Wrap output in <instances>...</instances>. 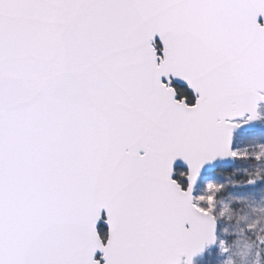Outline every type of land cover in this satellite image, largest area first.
I'll return each mask as SVG.
<instances>
[{
  "label": "snow or ice",
  "instance_id": "1",
  "mask_svg": "<svg viewBox=\"0 0 264 264\" xmlns=\"http://www.w3.org/2000/svg\"><path fill=\"white\" fill-rule=\"evenodd\" d=\"M253 141L264 0H0V264H264Z\"/></svg>",
  "mask_w": 264,
  "mask_h": 264
},
{
  "label": "rangeland",
  "instance_id": "2",
  "mask_svg": "<svg viewBox=\"0 0 264 264\" xmlns=\"http://www.w3.org/2000/svg\"><path fill=\"white\" fill-rule=\"evenodd\" d=\"M264 143V141H253L251 144L254 143ZM251 144L249 146H251ZM243 146V145H242ZM243 167V164L240 165ZM261 209L264 208V203L261 202L260 199H255L254 201L249 200V202L244 207V213L247 215H252V209ZM256 215H262L259 211L255 212ZM235 228L234 224L228 225V231L231 232ZM252 241L247 237H241L239 243L235 246L233 255L231 257L224 256L221 257L218 252H213L210 257H206V259H210L214 262H220V264H228L229 261L232 264H255L256 257L250 252L248 245Z\"/></svg>",
  "mask_w": 264,
  "mask_h": 264
}]
</instances>
